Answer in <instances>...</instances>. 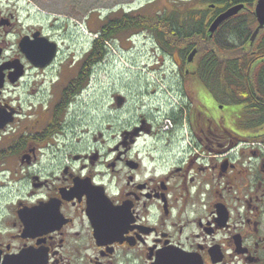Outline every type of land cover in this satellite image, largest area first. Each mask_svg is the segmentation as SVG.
<instances>
[{"label": "flooded vegetation", "instance_id": "flooded-vegetation-1", "mask_svg": "<svg viewBox=\"0 0 264 264\" xmlns=\"http://www.w3.org/2000/svg\"><path fill=\"white\" fill-rule=\"evenodd\" d=\"M17 1L0 0V264H264V156L246 147L264 143L259 0H89L97 43L149 39L176 76L173 100L116 116L112 136L104 104L85 122L103 68L70 53L80 0L75 20L54 14L65 0Z\"/></svg>", "mask_w": 264, "mask_h": 264}, {"label": "rangeland", "instance_id": "rangeland-1", "mask_svg": "<svg viewBox=\"0 0 264 264\" xmlns=\"http://www.w3.org/2000/svg\"><path fill=\"white\" fill-rule=\"evenodd\" d=\"M47 1V5L52 6V2L56 0ZM175 1L178 2L177 6L179 11H187V9L193 7V4H195V7L197 6V3H194L193 0H190L191 4L189 0ZM71 2L72 0H65L63 4L60 5L61 8L54 9V12H57L58 9L59 13H54L51 9L43 10L48 13L53 12L60 17H72L69 15V11L72 13H74L75 10L77 12L79 11L77 5H73ZM160 2L161 6L164 7L166 0H160ZM53 5L57 6L56 4ZM80 5V19L77 20L82 25L84 23L86 13L91 9V5L89 4V0H80ZM22 6L23 3L20 7L18 6L19 14L25 13V9L22 8ZM32 13L35 12L33 11ZM72 19L75 20L76 17L74 16ZM69 30L70 32L77 31L76 35H73L68 39L69 45L72 44L74 48H70L71 46L68 45L63 49L66 51L67 48H70V53L72 54L80 52V49L83 48L80 45H83L85 48V45L87 46V44H89L87 37L91 39L92 35L89 33L85 34L84 32H86V30L84 29L83 32L79 27L76 29L71 27ZM124 36L117 38V41L113 42V44L109 43L106 54L107 56L101 67L103 68V72L98 78L93 80L89 89L90 101L88 103L89 108L86 110L87 112H91V115L90 121H88L86 117L85 122L91 123L93 131L95 132L98 128H100L99 114L100 112H103L102 106L103 104L105 105L108 114V121L111 125L108 132L111 136L116 133L115 129L118 127V124L116 123V116H127L142 102L146 105H152L154 108H157L161 104L167 103L170 99L173 100L171 90L177 88L176 86L169 87V81H174L176 76L174 75V70L172 71L170 69V63L167 55H163L162 61H159L158 59L160 57L157 55V52H153L154 49H152L153 45L151 41L145 42L144 40H140L130 43L126 40L127 36ZM162 66L167 69L165 74H162L159 69L162 68ZM50 86L51 84L48 86V89ZM141 91L146 93V95H143L142 98L140 97ZM102 93L104 103H102L101 100ZM117 96L125 97V99H127L128 104L122 109L123 114L115 108L114 98ZM206 102L210 106L213 105L208 96H206ZM225 110L233 111V108L228 107L225 108L224 111ZM219 112L221 113V111ZM104 127L105 126L103 125V128Z\"/></svg>", "mask_w": 264, "mask_h": 264}, {"label": "water", "instance_id": "water-1", "mask_svg": "<svg viewBox=\"0 0 264 264\" xmlns=\"http://www.w3.org/2000/svg\"><path fill=\"white\" fill-rule=\"evenodd\" d=\"M256 11H257V18L259 19V26L257 28V31L254 33V35L252 36L251 40L254 41L255 37L257 36V33L259 32V30L264 26V0H259L257 5H256ZM240 10V7L234 8V10H230L227 13H225L222 16H219L216 21L214 22V24L210 27L209 32L210 34L214 33V30L222 23L224 22V19H226L229 16L235 15L238 11ZM24 42H22V51L26 53L27 57L29 58V60L34 61L35 57L33 58L30 53L28 52V49H25L23 47ZM37 57V54H34Z\"/></svg>", "mask_w": 264, "mask_h": 264}, {"label": "trees", "instance_id": "trees-1", "mask_svg": "<svg viewBox=\"0 0 264 264\" xmlns=\"http://www.w3.org/2000/svg\"><path fill=\"white\" fill-rule=\"evenodd\" d=\"M193 12H197V11H193ZM186 14H191L192 12H190V11H186L185 12ZM92 47H93V51H94V49L97 51H99L98 52V54L97 55H99V59H103V57H104V47H103V40L101 41V42H99V43H97V42H94L93 43V45H92ZM96 53V52H95Z\"/></svg>", "mask_w": 264, "mask_h": 264}]
</instances>
